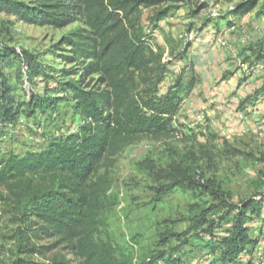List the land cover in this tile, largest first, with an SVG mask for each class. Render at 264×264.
Segmentation results:
<instances>
[{
  "label": "trees",
  "instance_id": "trees-1",
  "mask_svg": "<svg viewBox=\"0 0 264 264\" xmlns=\"http://www.w3.org/2000/svg\"><path fill=\"white\" fill-rule=\"evenodd\" d=\"M193 1L0 0V9L25 24L57 30L82 24L61 37L60 46L75 66L60 72L65 82L45 88L44 95L28 94L26 101L14 94L2 64L19 58L16 86L32 84L44 69L28 53L0 47V130L7 126L14 130L24 108L27 118L38 113L50 118L66 102L80 119L73 133H59L43 140L39 149L1 157L0 190L28 223L18 238L16 254L23 259L16 264H133L129 256L118 254L109 240L102 239L100 218L113 207L109 173L133 144L176 136L173 124L182 103L180 79L165 93L161 91L167 68L163 54L150 44L141 14ZM254 3H243L236 10L251 9ZM202 9L201 4L196 6V12ZM167 13V9L154 12V30ZM250 52L255 60L263 61L264 39ZM186 87L192 90V80ZM260 90L264 91V79ZM49 91L55 95L49 96ZM138 168L166 182L156 190L157 199L181 186L192 194L208 193L226 208L218 221L207 219L216 209L209 207L190 223V230L199 229V236L206 238L201 251L218 254L219 264H237L245 247L256 244L248 236L246 223L260 212L261 199L232 205L214 191L209 180L180 165L157 169L145 160ZM231 213L230 229L222 232L223 237L214 235L215 225ZM182 237L171 229L157 233L154 248L140 264H184V253L178 251L186 246L180 242ZM173 242L178 247L169 249ZM32 256L43 262L26 259Z\"/></svg>",
  "mask_w": 264,
  "mask_h": 264
},
{
  "label": "rangeland",
  "instance_id": "rangeland-1",
  "mask_svg": "<svg viewBox=\"0 0 264 264\" xmlns=\"http://www.w3.org/2000/svg\"><path fill=\"white\" fill-rule=\"evenodd\" d=\"M251 1L255 2L251 9L236 10ZM198 4L203 9L196 12ZM164 9L168 13L154 30L153 14ZM141 22L152 48L163 54L167 75L162 93L180 79L182 103L173 124L177 134L160 141L142 140L118 157L109 173L113 207L100 218L102 239L109 240L118 254L129 256L133 264H140L154 248L157 233L171 229L183 236L180 242H186L178 250L184 253V264H219L218 254L201 251L206 238L199 236L201 230H190V223L209 207L216 209L207 219L218 221L226 208L208 193L192 194L181 186L157 199L156 190L166 182L138 168L139 163L149 160L157 169L180 165L196 172L232 205L261 199L260 212L246 223L248 236L256 244L245 247L237 264H264V91L251 90L247 81L251 68L264 69V60H255L250 52L264 39H258L264 33V0H194L163 5L143 11ZM73 27L82 24L58 30L37 27L0 9V47L28 53L44 69L32 84L16 86L19 58L2 64L1 71L19 99L26 101L28 94L44 95L45 88L65 82L60 72L75 66L60 41ZM191 80L189 91L186 86ZM48 93L55 95L54 91ZM24 110L14 130L9 126L0 130V160L8 153L39 149L43 140L73 133L80 123L67 102L59 104L50 118L39 113L27 118ZM1 194L0 264H16L23 259L16 254L18 238L28 223L5 191L0 190ZM232 215L215 225L214 235L223 237L222 232L231 227ZM173 247H178L177 242L169 249ZM26 259L43 262L37 256Z\"/></svg>",
  "mask_w": 264,
  "mask_h": 264
},
{
  "label": "crops",
  "instance_id": "crops-1",
  "mask_svg": "<svg viewBox=\"0 0 264 264\" xmlns=\"http://www.w3.org/2000/svg\"><path fill=\"white\" fill-rule=\"evenodd\" d=\"M260 38H264V33H261L258 36V39H260ZM254 43H255V41H254ZM260 70H262V71H260ZM263 79H264V69H261L260 66H258L257 68H254V69L253 68L250 69V74H249L247 81L250 84V86H249L250 89L252 88L251 90H253V91L258 90L261 87Z\"/></svg>",
  "mask_w": 264,
  "mask_h": 264
}]
</instances>
